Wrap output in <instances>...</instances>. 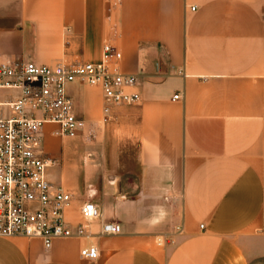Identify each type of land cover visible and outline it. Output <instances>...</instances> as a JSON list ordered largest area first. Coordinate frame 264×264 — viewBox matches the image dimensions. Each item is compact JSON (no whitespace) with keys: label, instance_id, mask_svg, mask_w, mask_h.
Here are the masks:
<instances>
[{"label":"crops","instance_id":"obj_1","mask_svg":"<svg viewBox=\"0 0 264 264\" xmlns=\"http://www.w3.org/2000/svg\"><path fill=\"white\" fill-rule=\"evenodd\" d=\"M105 42L140 101L104 123L102 91L70 85L96 138L45 125L42 155L71 223L92 201V232L122 233L95 237V261L87 239L0 237V264H264V0H0V58L98 63Z\"/></svg>","mask_w":264,"mask_h":264},{"label":"built area","instance_id":"obj_2","mask_svg":"<svg viewBox=\"0 0 264 264\" xmlns=\"http://www.w3.org/2000/svg\"><path fill=\"white\" fill-rule=\"evenodd\" d=\"M122 60L121 51L110 42L104 43L98 63L40 65L0 58V237L40 239L47 250L56 240L87 239L81 256L95 261L100 257L95 237L122 233V226L113 222L102 223L99 233L92 232L102 217L92 201L80 205L81 222L71 223L67 212L75 195L48 179L47 170L56 162L42 155L45 125L57 126L54 134L60 138L74 140L86 135L88 142L96 138L94 131H88V122L75 113L70 85L102 91L104 123L113 106L140 101L133 91L139 78L123 72ZM178 99L176 95L174 100ZM176 231L181 232L182 227ZM171 235L158 237L157 245L172 243Z\"/></svg>","mask_w":264,"mask_h":264},{"label":"rangeland","instance_id":"obj_3","mask_svg":"<svg viewBox=\"0 0 264 264\" xmlns=\"http://www.w3.org/2000/svg\"><path fill=\"white\" fill-rule=\"evenodd\" d=\"M86 137V135L85 136H83V137H81L80 139H83V138H85ZM86 140V139H85ZM94 141V140H93ZM86 144H89V142L88 141H86Z\"/></svg>","mask_w":264,"mask_h":264}]
</instances>
